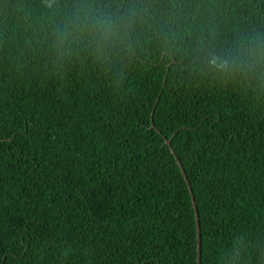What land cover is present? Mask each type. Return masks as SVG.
<instances>
[{"label": "trees", "instance_id": "trees-1", "mask_svg": "<svg viewBox=\"0 0 264 264\" xmlns=\"http://www.w3.org/2000/svg\"><path fill=\"white\" fill-rule=\"evenodd\" d=\"M158 4L186 48L264 33V0ZM53 14L43 0H0V264H197L194 202L164 136L195 195L201 264L241 236L243 264H257L264 87L190 75L151 32L123 68L55 63Z\"/></svg>", "mask_w": 264, "mask_h": 264}, {"label": "clouds", "instance_id": "clouds-1", "mask_svg": "<svg viewBox=\"0 0 264 264\" xmlns=\"http://www.w3.org/2000/svg\"><path fill=\"white\" fill-rule=\"evenodd\" d=\"M54 14L46 31L50 59L61 65L90 64L107 73L126 67L147 54L148 33L159 41L161 56L187 58L190 75L212 76L225 83L250 82L264 87V33L238 32L231 41H197L184 47L168 16L161 15L158 0H43ZM174 7V5H173ZM158 17H160L158 19ZM163 20V23H161ZM252 247H257L252 245ZM249 244L243 237L220 257V264H243ZM264 264V252L257 254Z\"/></svg>", "mask_w": 264, "mask_h": 264}, {"label": "water", "instance_id": "water-1", "mask_svg": "<svg viewBox=\"0 0 264 264\" xmlns=\"http://www.w3.org/2000/svg\"><path fill=\"white\" fill-rule=\"evenodd\" d=\"M153 127H155L159 132L160 129L156 127V125L153 123ZM165 140H166V143L170 146L173 154L176 156V159L180 165V167L182 168L183 170V173L185 175V178H186V181L189 185V189H190V193L192 195V200L194 202V209H195V212H196V221H197V228H198V260H197V264H201V259H202V237H201V223H200V216H199V211H198V207H197V202H196V199H195V195H194V192H193V189H192V186L190 184V180L188 178V175L186 174V171L184 170V166H183V163L180 159V157L178 156L175 148L173 147L172 145V140L171 139H168L167 137H165Z\"/></svg>", "mask_w": 264, "mask_h": 264}]
</instances>
